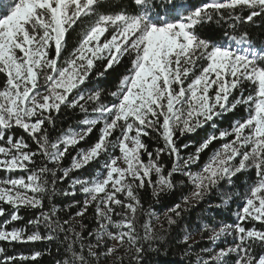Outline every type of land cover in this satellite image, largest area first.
Returning a JSON list of instances; mask_svg holds the SVG:
<instances>
[{"label":"snow or ice","instance_id":"1","mask_svg":"<svg viewBox=\"0 0 264 264\" xmlns=\"http://www.w3.org/2000/svg\"><path fill=\"white\" fill-rule=\"evenodd\" d=\"M131 2L133 10L113 11L112 0H0V173L7 174L0 177V242L63 235L66 256L58 264H142L145 245L156 250L193 202L223 183L228 191L221 201L228 204L235 178L254 171L239 193L236 223H185L181 242L186 255L194 234L210 242L195 264H264V227L255 226H264V44L246 27L264 20V0H206L195 7L159 0L163 11L158 0ZM212 25L221 30L217 39L198 31ZM73 32L77 40L69 50ZM125 60L114 90L100 87ZM240 108L245 115L222 128L223 118ZM66 109L81 114L77 127H57ZM205 127L206 137L184 155L192 142L181 140ZM94 130L96 141L79 147ZM145 138L157 146L150 150ZM92 164V174L73 175ZM65 181L68 187H60ZM185 186L190 191L180 202L155 210L161 196ZM147 189L153 203L145 208ZM77 193L82 201L55 203ZM73 207L78 210L62 219L59 213ZM22 209L39 213L15 226ZM90 209L92 229L83 222ZM41 255H9L0 246V264Z\"/></svg>","mask_w":264,"mask_h":264},{"label":"trees","instance_id":"2","mask_svg":"<svg viewBox=\"0 0 264 264\" xmlns=\"http://www.w3.org/2000/svg\"><path fill=\"white\" fill-rule=\"evenodd\" d=\"M177 2H182V0H177ZM189 6L195 7L199 6L200 4L206 2V0H187ZM112 3L117 5V7L113 8V11H118L119 6H123L128 10H133L131 0H112ZM158 6L163 11L166 5H159ZM251 38L256 44H264V20L257 18L256 25H247L246 26ZM202 36L211 37L212 39L219 38L221 34V30L215 26H204L198 29ZM77 40V33L73 32L69 37V44L68 48H71L75 45ZM128 61L125 60L123 64L118 67L115 71H110L108 76L105 79H101L99 81V86L103 87L108 90H114V86L118 80L120 74L124 73L125 66L127 65ZM4 77L0 75V82H2ZM245 115L244 109L240 108L234 113H230L226 115L220 126L222 128L228 127L232 121L237 118L243 117ZM81 118V114L78 110L74 113L70 109H66L62 111L57 120V127L58 128H68L70 125L73 127H77V120ZM210 131L207 127L204 129L198 130L196 133L191 134L181 140V143H188L189 141L192 142V146L186 150H184V155L192 153L195 151L196 146L206 137L207 133ZM57 133H53L55 136ZM99 135L98 130H94L93 133L81 144L79 147H88L93 144ZM146 143H148L150 150L155 148L156 142L153 139L145 138ZM221 142L217 141L214 142L209 149L205 150L201 154V159L198 165L193 166L194 171H198L200 167L208 160L209 156L212 154V151L215 148L219 147ZM35 148V145L32 146ZM71 155H75V150L72 151ZM71 155L68 156L64 161L63 165L68 166L71 162ZM163 162L170 168L171 161L167 156L163 157ZM97 167L96 164L90 165L88 168L81 170L78 173H74L73 175H81L87 176L92 174ZM23 173H14L13 175H22ZM7 175L5 173H0V177ZM254 178V171L245 173L242 175H238L235 178V187L229 193L233 196V199L228 203L224 204L221 201L222 192L228 191V187L226 184H221L220 188L217 190H213L211 194L206 196L204 200L200 201L199 203H194V206L190 207L189 210L184 214V218L179 222L178 225L172 226V228L167 232L163 233L164 239L158 243H155L153 247L156 249L154 251H149L147 249V245H145V252L143 253L142 264H195L196 255L199 254L201 248L209 247V242L206 239L201 240L199 233L194 234L197 237V241L199 243H193V248L189 250L190 254H185L186 245L181 242L182 237V225L187 223L189 226L193 225L198 220H207L212 222L213 220L219 223H227V224H234L235 222V212L241 205L242 201L239 198V193L242 192L246 184L244 181H250V179ZM175 179L178 181L181 179L180 176H176ZM62 188L68 187V182L65 181L62 185ZM150 189L145 190L142 193L144 206H147L153 201L150 199ZM190 191V186L185 187H178L172 192L161 196L159 203L155 204V210L158 213H163L165 209L171 207L177 202H180V197L182 195H187ZM73 200H83V196L77 193L74 197L73 196H57L55 198V203L63 208L64 205L70 204ZM219 205V207H217ZM49 207L47 200L45 201V208ZM78 210L77 207H73L67 212L61 211L59 215L62 219H67L69 215L74 214ZM39 209H22L21 215L23 217L22 221L16 222L15 226H22V224L26 223L28 219H31L38 215ZM3 217H0V220H3ZM86 225L89 226V229H92L95 226V221L92 219V210H89L87 217L83 221ZM161 222L164 223L165 228H167L166 221L164 217H162ZM75 223V221H73ZM140 223H143V218H141ZM255 222H249L246 226L251 227L252 224ZM139 226V225H138ZM257 228L264 227L259 223H255ZM156 229L159 232V223L156 224ZM79 230V229H77ZM43 231V230H42ZM87 236V232L84 233ZM208 233H204V236L207 237ZM63 235L58 237L56 240L53 241H37V242H29V243H12L7 244L5 242H0V246H4L8 250V254L12 255L15 254L17 256L23 255H31L33 252L39 251L42 253L40 257H38L35 261L33 260H26V261H17L16 264H58V261H62L65 256V245L62 244ZM221 247V246H220ZM59 249V250H58ZM105 264H109L108 261H105ZM127 264V261L125 262Z\"/></svg>","mask_w":264,"mask_h":264},{"label":"rangeland","instance_id":"3","mask_svg":"<svg viewBox=\"0 0 264 264\" xmlns=\"http://www.w3.org/2000/svg\"><path fill=\"white\" fill-rule=\"evenodd\" d=\"M194 203H196V202H193V204H194ZM238 211H239V208H238V209L236 210V212H235V215H234L235 222H234V223L237 222V215H236V213H237ZM162 217H163V216H161V219H162ZM154 223H155V226H156V224H158V223H156V222H154ZM197 240H198L197 237H196V236H193L191 242H194V241H197ZM206 241L209 242L207 239H206ZM227 242L230 243V242H231V238H228V241H227ZM224 243H225V241L221 240V241H218V242H217V245L223 247V246H224ZM209 244H210V242H209ZM215 246H216V245H213V247H215Z\"/></svg>","mask_w":264,"mask_h":264}]
</instances>
